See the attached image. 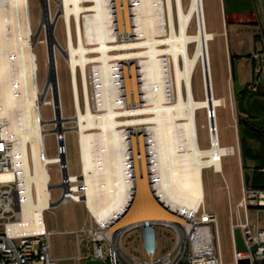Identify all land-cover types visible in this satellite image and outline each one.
Segmentation results:
<instances>
[{"label": "bare ground", "instance_id": "6f19581e", "mask_svg": "<svg viewBox=\"0 0 264 264\" xmlns=\"http://www.w3.org/2000/svg\"><path fill=\"white\" fill-rule=\"evenodd\" d=\"M57 1V16L63 18L66 33L64 52L81 162L80 178L68 172L64 202L83 200L100 221L119 213L114 228L175 221L157 198L172 209L196 210L203 202L202 169L213 166L221 171L222 156L231 153L219 145L216 107L220 100L212 93L204 0ZM48 14L38 22L53 30L55 22ZM194 19L196 28L190 32ZM124 35L127 41H122ZM140 38L144 40L135 41ZM33 39L29 0H0V104L14 143L23 218L32 227L35 217L52 207L47 164L68 160L66 150L65 157L48 156L45 151L49 130L44 126L52 123L59 128L65 118L60 109L52 119L42 118L43 92L59 88V81L56 78L58 86L48 82L40 88ZM50 43L47 54L53 56L56 70L53 38ZM139 46L145 49L130 51ZM197 65L202 68L205 92L200 100L195 99L192 86ZM209 86L212 99L208 102ZM48 101L62 108L60 95L57 102ZM200 109L207 113L211 144L207 149L198 143L196 111ZM59 132L65 143L63 131Z\"/></svg>", "mask_w": 264, "mask_h": 264}, {"label": "built area", "instance_id": "2783aa9c", "mask_svg": "<svg viewBox=\"0 0 264 264\" xmlns=\"http://www.w3.org/2000/svg\"><path fill=\"white\" fill-rule=\"evenodd\" d=\"M48 3L49 0H46L47 10L50 9ZM253 57L260 62L256 69L258 76L264 75V57L259 53L254 54ZM52 108L54 111L55 106L52 105ZM212 115L213 112L211 115L208 112L209 119ZM7 122L3 106L0 104V264H58L52 254L50 234L44 224V212L47 209L40 212V218L35 217L34 227L24 221L19 171L15 166L14 143L7 134ZM56 136L55 155L65 157V144L61 141L63 137L58 133ZM129 151L131 152H129L130 161L133 162L134 154L131 148ZM135 153L138 168H141L142 159L139 147ZM147 159L151 163L150 159ZM53 164L57 165L60 175L57 185L60 186L65 181L62 178L63 170L67 171L68 176L66 159L64 158L61 163L58 161L48 163V169ZM52 184L51 182L50 185ZM66 184H68L67 181ZM149 184L151 192H154L152 175ZM59 189L58 199L61 198V202H64L68 197V191L63 194L62 189ZM157 201L176 220L151 221L155 231V247L152 251H148L142 243V252L145 257H141L135 251H129L124 245V237L128 232L139 230L141 236L142 223L114 228L120 216L116 213L103 221L91 215L93 224L76 232V235L84 236L90 245L88 258L100 260L103 264H225L220 246L218 220L213 211L204 208V203L196 210L187 212L172 209L158 198ZM250 206L264 207V189L242 188L238 207L243 208V216L231 220L230 225L233 247L231 264H237L240 259H247L248 264H264V226L250 221L248 211ZM235 228L240 230L245 251L235 250L232 236ZM157 252L160 255L155 257Z\"/></svg>", "mask_w": 264, "mask_h": 264}, {"label": "crops", "instance_id": "0c3cea01", "mask_svg": "<svg viewBox=\"0 0 264 264\" xmlns=\"http://www.w3.org/2000/svg\"><path fill=\"white\" fill-rule=\"evenodd\" d=\"M216 6L214 21L207 23L213 35L208 44V53L213 97L220 100V105L216 107L219 145L231 150L222 157L234 155L236 146L244 152L241 154L242 161L252 160L256 162L254 167L264 172L262 155L254 154L260 153L263 144L259 132L264 135V75L258 76L256 69L260 62L253 57L257 53L264 57V0H216ZM207 140L210 146L209 134L201 141L198 135L200 148L205 146ZM258 184L259 180L254 178L253 187L264 189ZM59 196L60 193L54 199L58 200ZM71 202H61L46 211L57 213L58 222L55 224L48 217L46 219L45 212L44 224L50 235H68L71 248L69 258L73 264H84L90 253V245L84 236L76 235V232L84 229L82 226L87 222L88 211L76 210ZM213 209L210 211L216 214L217 206L214 205ZM261 209L264 208H249V217L251 222L264 226ZM229 212L233 220L232 205ZM88 213L90 226L93 220L91 212ZM234 214L239 216L240 210L237 208ZM81 241L86 243L84 249H81ZM52 254L57 261L63 258L54 250Z\"/></svg>", "mask_w": 264, "mask_h": 264}, {"label": "rangeland", "instance_id": "374dc122", "mask_svg": "<svg viewBox=\"0 0 264 264\" xmlns=\"http://www.w3.org/2000/svg\"><path fill=\"white\" fill-rule=\"evenodd\" d=\"M183 1L184 3L187 2V0H183ZM85 4L89 5V2ZM204 7H205L206 30L208 33H210V39L208 40V44H209V41L212 39L213 35L207 23L211 24L216 17V13H217L216 0H204ZM47 11H48L47 13H49L48 14L49 16L50 15L53 16L55 22V27L52 30L53 36L56 42L59 44V47L63 49V51H61L60 48L57 46L55 49V60H56L55 71H56L57 81H59V88L57 87V90H59L58 96L60 95L62 102V108L59 107V109H60V113H63V116L65 118L63 122H60L59 129H61L63 131V134L65 135L64 144L68 157L67 160L68 172L69 174L79 176L81 174V162H80V152L78 147V135L74 129L75 121L73 120V117L75 114H74L73 100H72L71 87H70L71 81L69 76L68 64L66 61L67 59L64 52L66 47V33H65L63 18L61 16H57L58 15L57 13H59L60 11V4L58 3V1L52 0L50 9ZM29 13H30V22L33 27L34 50L37 56V60H36L37 80L40 88H42L46 83L45 81L48 71V56H47L45 27L41 26L40 23L38 22L40 16H45L42 15L43 7L39 0H29ZM195 28H196V19L192 20L189 31L194 32ZM141 39L144 40L143 38H140L135 41H142ZM124 40L127 41L126 35H124L122 41ZM91 47L93 46L91 45ZM144 49L145 47L139 46L135 50H130V51H137ZM126 51H129V49L124 50L123 52ZM212 51H214V49H212ZM96 55L97 53L89 54V56H96ZM95 64H99V63L96 62ZM95 64L91 63V66ZM56 84L58 86V83ZM192 86H193L195 99L200 100L204 98L205 92L203 89L202 68L200 65H197V68L193 74ZM43 93L44 95L42 96V104H41L42 118L46 120L52 119L53 117H55V115L52 105L48 103L49 102L48 100L53 99L52 90L47 89ZM196 125H197V132L200 141L203 138L205 139L206 134L208 137L209 130L207 124V113L205 110L200 109L196 111ZM44 127L49 130L44 136L46 154L48 156H54L56 154V138L53 129L58 128L57 124L50 123ZM89 131L96 132L97 130L91 129ZM259 133L261 134L260 137H262L263 139V144L261 145L262 149L261 151H259L260 153L254 152V154L262 155L264 160V135L262 132ZM209 147H210L209 142L207 140L205 146L201 148H209ZM234 152L235 153L232 156L222 157L221 162L224 169L223 172L215 171L213 166L205 167L202 169L201 172V181H202V189H203L202 204L204 203V208L209 210H214L213 206L214 205L217 206V211L215 212L218 220L220 246H221L223 261L225 264H231L232 252H233L231 231H230L232 216L230 215L229 212V206L232 205L233 207V211H234L233 220L239 219V217L243 216V212H242L243 208L238 207V203L241 201L242 188L243 187L246 189L257 188V187H253L254 178H257V180H259L260 182V184H258L257 186L264 187V181H262L264 178V172H260L259 170H257V168L254 167V164L256 162H253L252 160L242 161L241 156L244 154V152L239 151V148L236 146L234 147ZM249 154L251 155L252 152ZM48 172L50 175V183L51 182L58 183L60 180V175L57 170V165L55 164L50 165ZM77 184H80V181H78ZM51 186H52L51 187L52 200L54 202L56 201L54 198L57 197V195L60 193V189L57 188V185L52 184ZM79 202L80 203H75V202H71V203L76 206V210H81V211L84 210L89 212L88 208L86 207V203L83 200ZM155 202L156 201H154V203ZM51 208H49L46 211H50ZM237 208L240 210L239 217L237 214H234L235 211H237ZM250 208H254V207L250 206ZM261 210L263 211L261 220L264 223V209ZM88 212L86 213L87 222L85 225L82 226L84 227V229L89 227ZM45 217L46 219L48 217V220L55 224H57L58 222L57 213L46 212ZM124 245L126 249H128L129 251H135L136 253L140 254L141 257H145L142 252V241L139 230L128 232L124 237ZM50 246H51V251L54 250L63 257L58 261V264H73V261L69 258L71 248H70V241L68 235H62L58 233L50 235ZM80 246L81 249H84L86 247V243L81 241ZM159 255L160 253L157 252L155 257H158Z\"/></svg>", "mask_w": 264, "mask_h": 264}, {"label": "water", "instance_id": "95a60500", "mask_svg": "<svg viewBox=\"0 0 264 264\" xmlns=\"http://www.w3.org/2000/svg\"><path fill=\"white\" fill-rule=\"evenodd\" d=\"M41 2V5L43 7V14L42 15H46L47 13V9H46V0H39ZM58 14V13H57ZM45 27V35H46V42H47V46L49 45L50 47V41L53 38L54 42L56 44L57 47H59V44L56 42L53 33H52V28L50 27ZM60 48V47H59ZM61 51H63V49L60 48ZM48 56V71H47V76H46V83L51 82L52 86L54 87L56 85V71H55V66L53 62V56L48 52L47 54ZM52 98L55 102L58 101V93H57V89L56 88H52ZM206 99L207 101H211L212 99V94H211V90H210V86L209 89L206 90ZM211 108H209V114H212V105H210ZM59 113V108L57 106H55L54 109V115L56 116ZM54 132L56 133H60L59 131H61L59 128L53 129ZM60 143H62L60 141ZM62 178L65 180L63 181L64 183L60 186L57 185V188H61L63 191V194L65 192L68 191V184H66V180H67V171L63 170L62 173ZM80 178V175H79ZM61 203V198L52 202V207L59 205ZM233 241H234V246H235V250L237 252L240 251H245V245L243 243L242 237H241V233L240 230L238 228L233 229ZM141 239H142V243L143 246L146 250L148 251H152L155 247V231H154V227L151 224L150 221H144L141 225ZM84 264H103L102 261L97 260V259H92V258H87L84 261ZM237 264H248V260L247 259H240L238 260Z\"/></svg>", "mask_w": 264, "mask_h": 264}]
</instances>
